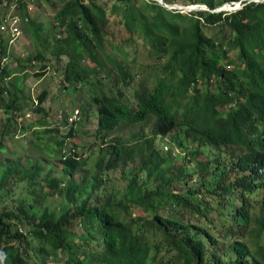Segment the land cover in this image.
<instances>
[{
	"label": "trees",
	"instance_id": "1",
	"mask_svg": "<svg viewBox=\"0 0 264 264\" xmlns=\"http://www.w3.org/2000/svg\"><path fill=\"white\" fill-rule=\"evenodd\" d=\"M30 1L0 0V14L15 8L37 48L15 56L11 36L0 33V153L19 132L32 134L49 157L13 160L0 173V203L14 184L38 190L32 201L22 198L28 206L0 209V264H264V0H222L242 3L233 11L195 0L210 10L189 13L156 0H115L111 8L100 0H34L39 8L62 3L49 23L32 16ZM115 24L129 35L123 42L114 41ZM135 36L157 60L139 72L127 50ZM47 54L66 59L62 81L87 88L96 106L105 146L93 173L68 147L83 114L66 133L47 114L21 123L26 71L47 73ZM47 97L39 95L37 114L47 113ZM122 124H151V133L107 141ZM168 135L186 156L158 150ZM49 158L60 174L46 172ZM129 165L126 187L100 193L110 170ZM56 195L64 199L59 210L50 204Z\"/></svg>",
	"mask_w": 264,
	"mask_h": 264
},
{
	"label": "rangeland",
	"instance_id": "2",
	"mask_svg": "<svg viewBox=\"0 0 264 264\" xmlns=\"http://www.w3.org/2000/svg\"><path fill=\"white\" fill-rule=\"evenodd\" d=\"M102 4L106 5L107 8H111L114 4L115 0H100ZM190 3H185L184 0H178L173 3H167L171 8L180 7L181 11L184 13H189L192 10H189V7H193L194 5H205L199 3L195 0ZM219 6L216 9L221 10H229L233 11L242 7V3L238 4H221L222 0H213ZM252 1V0H250ZM43 2V8H39L34 0L30 1V12L34 18H40L42 21L49 23L51 17L53 16L56 9H58L62 3L55 1V5L52 6L50 4ZM207 6V5H206ZM201 7L194 9L200 10ZM15 14H19L18 11L13 8L9 12H6L5 9H2L0 17L4 18L0 23V33H3L6 36L13 37V23H10L11 19ZM20 15V14H19ZM112 20H115V17H111ZM6 19H9L8 22H5ZM20 25V24H19ZM26 24H21L22 34L18 38H14V41L10 43V52H12L15 56H21L26 58L29 54H34L37 51L35 41L29 36L26 35L23 27ZM115 31V42H123L122 38H126L129 35L126 33V29L123 25L115 24L112 27ZM18 29V28H17ZM127 50L129 51V59H135L136 63H134L132 69L133 72H139L140 65L144 64H153L157 62L156 58L150 59L148 56L147 44L139 39L137 36L131 41L127 43ZM48 61L46 62L49 66L47 73L42 76H37L36 72H40L39 70L26 71L28 74V78L26 79L25 91L26 96L23 104H24V113L27 115L24 117V120H21V123L30 126L35 120H39L44 115H48V118L53 123H59L61 125V130L63 132H68L71 128V124L65 122V114L72 113L76 110L80 111V115L83 114L84 124H77L76 128L80 130V132L76 135L75 138H71L68 140V147L75 148L82 157L88 160V169L93 173L96 169V159L97 156L100 155V150L105 144L103 143L102 136L100 137L97 133L98 120L96 113V106L91 102V95L88 93L89 90L87 88H82V86L74 87L71 85L65 84L62 79L64 78V65L66 63V59L61 62H58L51 54H47ZM13 59V58H12ZM9 59L7 62L10 64L12 68L16 67V63ZM12 61V62H11ZM11 62V63H10ZM148 73V71H146ZM102 76H106L104 72L101 73ZM68 86V87H66ZM44 91L47 92L48 97L44 102V108L47 110V113H39L37 114L33 107L34 104L38 103V97ZM129 95L130 92H129ZM87 115V116H86ZM86 116V118H85ZM0 120L4 122V110L0 108ZM151 124L142 125V124H122L113 134H111L107 141H110L112 138H116L121 136L126 142L137 141L141 138L142 134H150L151 133ZM33 136L30 133H19L13 132L10 136H7L5 139L6 144L8 145V151L5 153H0V173L4 169V167L11 161L22 160L23 164H27L28 158L31 157L36 159L37 157H49L48 153L40 152L39 148L34 146L32 143ZM158 150L162 154H167L170 150L174 153V155L179 158L186 156L188 149L185 147H180L177 142L174 141L173 135H168L166 137H160L158 139ZM107 152L103 153V156H106ZM109 158V155L106 156ZM47 171L54 170L56 174H60L62 172V166L57 159L49 158L48 161H45ZM134 165H129L126 167L120 166L118 169L110 170L107 174L106 186L100 190V193H106L111 191L112 189L121 190L126 187L128 182V171ZM38 192V190L31 187L28 183H17L14 184L11 188V192L9 195L4 196L1 199L0 209H8L18 211L23 205L28 206V203H24L22 198L27 196L26 202L32 201V193ZM34 192V193H35ZM64 199L60 195H56L54 200L50 203L54 209L59 210L61 208ZM205 224H207V220H204ZM17 226L23 227L24 232L27 231L22 224L13 223V227ZM35 246V243H33ZM32 262H35L32 259Z\"/></svg>",
	"mask_w": 264,
	"mask_h": 264
},
{
	"label": "built area",
	"instance_id": "3",
	"mask_svg": "<svg viewBox=\"0 0 264 264\" xmlns=\"http://www.w3.org/2000/svg\"><path fill=\"white\" fill-rule=\"evenodd\" d=\"M257 1H260V0H257ZM238 4H240V2ZM175 9H181V8L180 7H175ZM8 21H9V19L5 20V22H8ZM20 21H21V19H20L19 16H14L11 19V21H10V23H13L12 31H13V37L14 38H18L22 34V30L19 27ZM14 38L10 39L9 44L12 43V41H14ZM80 119H81L80 111L76 110V111L70 113L68 121H69L70 124H73V123L79 121Z\"/></svg>",
	"mask_w": 264,
	"mask_h": 264
},
{
	"label": "water",
	"instance_id": "4",
	"mask_svg": "<svg viewBox=\"0 0 264 264\" xmlns=\"http://www.w3.org/2000/svg\"><path fill=\"white\" fill-rule=\"evenodd\" d=\"M156 1H158L159 3H161V4H163V5H165L166 7H170V5L169 4H167L166 3V1L165 0H156ZM199 7H201L202 9H205V10H210V8H209V6H206V5H194L193 7H189L188 9L189 10H194V9H197V8H199ZM213 11H221V9H215V10H213Z\"/></svg>",
	"mask_w": 264,
	"mask_h": 264
}]
</instances>
